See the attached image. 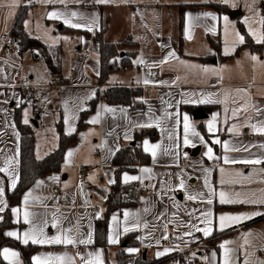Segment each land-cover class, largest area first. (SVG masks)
Returning <instances> with one entry per match:
<instances>
[{"label":"crops","instance_id":"1","mask_svg":"<svg viewBox=\"0 0 264 264\" xmlns=\"http://www.w3.org/2000/svg\"><path fill=\"white\" fill-rule=\"evenodd\" d=\"M176 1L35 0L33 5L18 9L19 13L26 9L22 28L28 37L40 41L49 52L62 48L61 75H53L47 66L48 86L59 88V92L54 96L43 93L41 110L36 114L40 118L37 126L32 125L34 118L26 122L22 116L23 123L32 126L37 159H45L58 149L59 124L64 134H77L65 151L60 173L37 179L23 192L20 204L10 207L7 189L14 191L20 180L21 134L15 110L23 104L22 94L14 86L18 77L14 71L22 70L25 58L40 63L44 57L37 50H21L19 46L15 59H0V169H7L0 171V188L4 190L0 197V223L10 207L13 226L5 230V235L22 246H34L32 264H36V257L48 264H118L121 256L123 263L132 264L128 261L138 259L139 252L147 261L182 264L178 250L205 241L209 247L190 252L196 264H224L225 248L221 245L229 251L230 264H264V252L259 248L264 243V219L255 221L264 217V134L256 131L264 126V52L243 47L247 39L240 29L241 23L238 28L231 25L243 14L236 10L235 16L229 15L233 9L224 0ZM217 1L227 6L229 13L211 6L219 4ZM53 13L57 16L53 17ZM42 16L49 20L48 26L54 23L59 32L68 36L66 51L54 40L47 43L48 37H44L40 27ZM66 20L81 27H71ZM103 24L107 25L105 43L127 41L120 48L122 56L137 53L130 56L128 66L119 64L120 69L99 84L100 45L92 36ZM242 26L255 44L264 43L257 42V37L264 34L254 36ZM240 36L244 37L243 43ZM14 40L20 45L16 37ZM211 40L220 45L219 51ZM30 78L32 82L33 73ZM110 87L136 88L142 94L128 106H109L99 101L85 116L83 129L77 133L81 115L90 109V102ZM209 98L212 102H203ZM198 109L208 118L195 120L193 114ZM46 116L55 135L51 145H39L37 131ZM94 119L96 123L91 122ZM210 123L215 125L212 132L208 128ZM141 131L155 133L140 142L148 161L116 165L117 154L123 148L134 147L135 133ZM217 139L221 143H215ZM146 145H159L155 157ZM208 148L212 149V159L207 155ZM225 157L229 161L262 162L225 163ZM182 161L186 164L182 165ZM82 170L87 171L85 185L79 184ZM117 175L121 187L141 181L148 194L140 205H126L121 199L122 206L111 213L108 245L103 249L95 245V222L105 215ZM125 175L138 179L125 182ZM220 192L227 193L233 202L220 203ZM25 212L29 213V223L24 222ZM208 212L211 217L205 215ZM221 216L247 218L226 223L221 229ZM207 228L212 231L205 236ZM40 229L49 240L70 236L75 243L23 242L25 232ZM9 232L18 233L19 239L7 235ZM112 239L117 242L112 243ZM167 239L172 240L171 245L165 244ZM139 246L143 248L140 250ZM4 249L18 256L9 254L5 258ZM0 254L7 264H25L15 246L3 247Z\"/></svg>","mask_w":264,"mask_h":264},{"label":"trees","instance_id":"2","mask_svg":"<svg viewBox=\"0 0 264 264\" xmlns=\"http://www.w3.org/2000/svg\"><path fill=\"white\" fill-rule=\"evenodd\" d=\"M212 7L216 8L218 11L223 13H229V9L225 5L220 4H211ZM26 16V9L20 10V13L16 19L14 28L12 30V35L15 36L20 44L21 50H37L44 57L48 68L51 73L55 76L61 75V55L62 48L58 47L57 50L49 52L45 46L38 40L28 37L22 28V22ZM240 29L246 35V42L243 45L244 48L249 49L252 52H264V43L255 44L247 36L244 27L240 24ZM107 30V25L103 24L101 30L92 36L100 45V64H101V73L99 77V84L105 83L108 76L120 69V65L128 66L130 64V56H135L137 53L133 51L132 53H125L122 56L121 47L127 45V41L122 44H108L104 41V33ZM211 43L219 51L220 45L211 40ZM130 46H134L130 43ZM119 58V61H117ZM142 91L136 88H127V87H110L104 89L102 94L96 96L90 102V109L84 112L81 115L79 126L77 128V133L83 129L84 118L89 113L92 112L96 105L100 102L109 105V106H128L133 100L140 97ZM26 104H22L19 109L15 110V121L17 128L21 134V147H20V180L17 184V187L14 191L7 189V198L9 200V206L19 205L23 192L33 185L37 179L44 177L51 173H60L65 151L69 145L77 136V134L66 135L62 130V125L59 124L58 131L60 132V144L58 149L46 157L45 159L39 160L36 157V139L33 134V129L30 124H24L22 121V109ZM194 111V110H193ZM147 135L155 136V133L149 131H141L135 133V142L134 147L123 148L115 157L114 162L116 165L121 166H131L139 163L140 161H148V157L143 153L141 149L140 142ZM118 170L117 172H119ZM129 186V185H128ZM121 187L120 177L117 175V182L114 185L113 191L110 195L108 202L106 203V212L103 218L96 220L95 222V245L106 249L108 245V227L111 213L113 210L119 206H122L121 195L123 191L128 187ZM6 212L5 219L0 223V252L1 249L5 246H15L21 252L23 261L25 264H32L31 256L34 251V246H22L18 242L10 239L5 235V230L12 225L11 222V208ZM264 217H261L255 221L263 220ZM124 243V242H123ZM131 244L128 242L127 247ZM123 256L120 257L118 264H127L122 262ZM164 260L157 261H147L142 257L135 259L134 261H128L134 264H160ZM0 264H7L1 257L0 254Z\"/></svg>","mask_w":264,"mask_h":264},{"label":"rangeland","instance_id":"3","mask_svg":"<svg viewBox=\"0 0 264 264\" xmlns=\"http://www.w3.org/2000/svg\"><path fill=\"white\" fill-rule=\"evenodd\" d=\"M179 1V0H178ZM194 2H202V1H210V0H193ZM167 2H177L176 0H167ZM219 4H223L220 1H217ZM229 9L231 10V15L236 10L241 11L243 15L240 17L234 19V22H231V25L238 28V24H244L247 30L251 31L252 34L255 32L258 36L259 34H264V26L261 25L260 21L264 20V0H228L227 2ZM20 0H0V59L1 60H8L9 58H14L17 56L16 51L18 50V47L20 45H17L14 43V49L13 50H5L3 49V45L1 43L3 42V39H6L8 36H13L12 33V23L16 19V17L19 14ZM226 4V3H224ZM263 11V12H262ZM230 17V16H229ZM49 20H45L44 17H40V27L43 28V35L44 37H48L47 43H50L49 39L56 41L58 45H62L64 50L66 51L69 47V44L67 43V35L64 33L59 32L58 28L55 26L54 23H51L50 26H48ZM54 31L57 32V35L54 36ZM42 36V35H41ZM35 37V36H34ZM37 38V37H35ZM51 44V43H50ZM66 48V49H65ZM74 48V44H73ZM66 54V53H65ZM31 58L33 57L32 54H29ZM26 56V57H29ZM66 58L69 59V56L66 54ZM17 59V58H16ZM26 61H24L22 70L14 71L15 76H23L26 74V76L30 77V74H34V79L32 80V85L37 88H40L42 93L51 94L54 96L59 92V88H56L54 86H48V83L50 81V75L48 72L47 65L44 62V59L40 58V63H35V61L27 60L28 58H25ZM35 63V64H34ZM26 70V72H23ZM14 76V77H15ZM44 97V94H43ZM52 98V97H51ZM43 103V102H42ZM41 103V104H42ZM23 104H27L22 109V116L23 121L30 122V118H34L37 123L40 121V118L36 116L41 110V104L38 102L36 104H32L29 102L23 101ZM37 108L38 110H34ZM51 120L46 116L45 120H42L40 129L37 131V139L39 140V145L42 143L51 145V140L53 141L55 131L51 128H53V125L50 124ZM25 123V122H24ZM34 125V124H32ZM35 126V125H34ZM47 141V142H46ZM40 153V152H39ZM134 261V260H133ZM134 264H138L135 262Z\"/></svg>","mask_w":264,"mask_h":264},{"label":"snow or ice","instance_id":"4","mask_svg":"<svg viewBox=\"0 0 264 264\" xmlns=\"http://www.w3.org/2000/svg\"><path fill=\"white\" fill-rule=\"evenodd\" d=\"M100 2H107V0H100ZM225 3L228 2V0H224ZM53 17L57 16L56 13H53L52 14ZM75 15V14H73ZM189 19H191V16L189 17ZM213 19H215V17H213ZM225 19V22L227 23V17L224 18ZM65 23H70L69 21H65ZM261 25L264 26V20H261L260 21ZM70 26L71 27H74V28H78V27H81V25L79 24H71L70 23ZM89 31H91V29H89ZM253 35L255 36L256 33L254 32ZM239 41L241 43H243L244 41V37L243 36H240L239 37ZM257 42H264V36H258L257 37ZM172 55H175L174 53H172ZM253 59H256V57H253ZM204 72H209V71H212V69H203ZM145 83H148V81H145ZM203 102H212L211 99L209 98V100H206V101H203ZM108 111H113L112 109H108ZM237 112V110H233V115H235ZM216 117H213V120L215 121ZM184 121H185V132L187 133L188 131V128H189V125H188V118L185 116L184 117ZM92 123H96L97 120H93L91 121ZM142 126H148V125H142ZM254 128L256 126H253ZM209 131L212 132L215 128V125L210 123L209 126ZM256 131H258L260 134H264V126H261L260 128H256ZM193 135H198V133H195L193 132ZM185 144L189 143L188 141V138H187V135L185 136V140H184ZM215 143H221L218 139L215 141ZM159 145H156V146H148L146 145V150H150L152 152V155L155 157L156 155V148H158ZM225 149L228 150V146L227 145H224ZM72 153H69V156H71ZM207 155L210 159L214 158L213 157V152H212V149L211 148H208V152H207ZM225 159V163H236V162H242V163H250V164H257V163H261L262 161L260 160H244V161H229L227 157L224 158ZM0 171H7L6 168L4 169H0ZM143 171L145 172H148L149 170L148 169H144ZM138 179L137 177H129L127 175H125L124 177V180L125 182H128L129 180H136ZM13 188L15 187V180H13ZM181 187H183V181H181V184H180ZM4 195V190L3 188H0V197H3ZM29 195H31V193H29ZM190 199H195V197H189ZM219 198H220V203H232L233 201L231 199L228 198V194L225 193V192H220L219 193ZM27 200V197L25 198ZM209 204L212 203V200L209 199L207 201ZM3 202L0 201V204H2ZM2 207H0V211H2ZM19 210H17L18 212ZM128 213H125V216H127ZM206 216L208 217H211V212H208L205 214ZM247 217H242V216H221L219 218V221H220V228L223 229L225 227V224L228 223H233V222H238V221H241L243 219H246ZM24 222L25 223H29V213L28 212H25L24 213ZM208 223L211 224L212 221L211 219L208 220ZM128 229L126 228L125 231H127ZM198 231L200 229H197ZM212 229L211 228H207V229H204V235L207 236L211 233ZM7 235L9 236H13V237H16L19 239V234L16 233V232H9L7 233ZM24 240L23 242L25 244H27L29 242V240H31L32 243H67V244H74L75 241L69 236V237H65V238H61V236H56L54 239L52 240H49L47 238L44 237L43 235V230L40 229L39 231L37 230H33L32 232H25L24 234ZM90 241H81V243H89ZM112 243H116L117 241L115 239H112L111 240ZM222 248H225V257H224V264H230V260H229V251L226 247V245H221ZM129 251H135V250H129ZM167 251V250H166ZM4 253H5V258H7V256L10 254L12 257H16L18 256V253L16 252H11L9 253V250L8 249H4ZM165 253H158V255H164ZM60 259L61 261L63 260L62 257L58 258ZM35 261H36V264H48L47 261H42L40 257H36L35 258ZM89 264H91V262H89Z\"/></svg>","mask_w":264,"mask_h":264},{"label":"built area","instance_id":"5","mask_svg":"<svg viewBox=\"0 0 264 264\" xmlns=\"http://www.w3.org/2000/svg\"><path fill=\"white\" fill-rule=\"evenodd\" d=\"M35 3V0H21V8L26 6H31ZM15 40L12 36H8L3 41V49L11 50L13 47ZM126 69V68H125ZM14 86L21 92L23 101L29 102L32 104H36L43 99V93L40 88L35 87L32 85L31 78L28 76H18L14 80ZM102 90V89H101ZM182 165L186 163L184 161L181 162ZM86 177L87 171L82 170L79 174V184L85 185L86 184ZM148 194V190L145 187L144 183L138 181L137 183L129 185L122 193L121 199L122 202L126 205H140L144 199V196ZM166 245H171L172 240L167 239L165 241ZM203 247H209V242H201L190 245L188 247H182L178 250L177 255L178 258L181 260L182 264H196L195 260L190 257V252L198 251ZM140 250L143 248L139 246ZM260 250L264 252V243L259 246ZM138 257H142L141 253L137 254Z\"/></svg>","mask_w":264,"mask_h":264},{"label":"water","instance_id":"6","mask_svg":"<svg viewBox=\"0 0 264 264\" xmlns=\"http://www.w3.org/2000/svg\"><path fill=\"white\" fill-rule=\"evenodd\" d=\"M235 16V14H232V17ZM193 117L195 120H204L206 118H208V116L205 114V112L202 109H198L197 111L194 112ZM34 125L37 126L36 121L34 122ZM65 179V177H64ZM126 245L123 246V248H125Z\"/></svg>","mask_w":264,"mask_h":264}]
</instances>
